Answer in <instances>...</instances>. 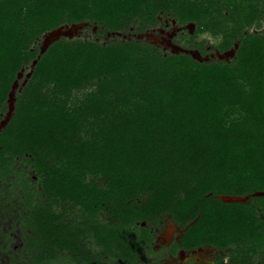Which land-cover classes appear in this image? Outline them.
<instances>
[{
    "label": "trees",
    "instance_id": "16d2710c",
    "mask_svg": "<svg viewBox=\"0 0 264 264\" xmlns=\"http://www.w3.org/2000/svg\"><path fill=\"white\" fill-rule=\"evenodd\" d=\"M164 15L195 22L186 48L206 53L194 40L208 33L220 52L238 41L235 54L200 61L135 39L61 37L17 90L0 130V195L22 196L36 261L69 251L84 264H145L150 224L170 215L188 225L172 254L214 246L228 249L217 264H264V29L247 32L262 26L264 0H0V120L45 32L84 21L99 34L144 31ZM56 203L81 220L64 221Z\"/></svg>",
    "mask_w": 264,
    "mask_h": 264
},
{
    "label": "rangeland",
    "instance_id": "374dc122",
    "mask_svg": "<svg viewBox=\"0 0 264 264\" xmlns=\"http://www.w3.org/2000/svg\"><path fill=\"white\" fill-rule=\"evenodd\" d=\"M71 26V24H69ZM187 24H181L179 21L171 15H164L159 17V23L156 27L150 28L144 31H138L132 26L127 31L111 32L105 31L99 34V27L93 22L86 21L82 23L72 38H83L98 41L100 43H108L115 40L135 39L144 42H150L158 45L165 51H171L170 45L167 41L162 40L156 42L154 37H166L173 43L184 46L189 41L187 33H192L195 28L190 29ZM196 26V25H195ZM264 29V21L259 28L252 27L247 32H261ZM218 37H214L208 33L201 34L194 42L205 40L206 53L202 54L203 61H217L222 60L219 57V50L216 48ZM43 35L37 40V44L41 45ZM239 42L237 41L233 47ZM198 49V48H193ZM233 56H228L224 60H230ZM32 69V65L24 66L22 68V74L18 77L19 85L17 90L27 79V75ZM81 95V93H77ZM22 165V164H21ZM32 173V171H30ZM89 178H92L91 176ZM6 193L0 195V264H84L79 258H75L73 253L69 251H63L56 254L54 259H46L44 261H36L31 258L25 249V231L29 230L30 226L27 223V210L24 207L22 196L15 191V188L7 187ZM250 196L245 199V202L250 200ZM54 209L63 213L62 219L66 222L77 223L81 220V214L78 208H71L69 204L56 203ZM260 215L264 218V211H259ZM104 213L101 212L100 219H103ZM148 223L142 222V225ZM152 231L155 235V239L152 242V249L154 253L147 252L141 255V259L145 264H217L216 259L222 253L228 252L227 250H219L214 246H203L194 250H189L177 254L171 253L169 246L173 240H178L182 229L171 218L170 215H166L159 220L158 223H151ZM94 248V246H92ZM227 261V257L224 259ZM148 262V263H147ZM120 263V262H119ZM121 264V263H120ZM248 264H262V258L260 255H255L250 259Z\"/></svg>",
    "mask_w": 264,
    "mask_h": 264
},
{
    "label": "water",
    "instance_id": "95a60500",
    "mask_svg": "<svg viewBox=\"0 0 264 264\" xmlns=\"http://www.w3.org/2000/svg\"><path fill=\"white\" fill-rule=\"evenodd\" d=\"M85 22L86 21L79 22V23H72L71 26L69 24H63V25H60L56 28H53V29L45 32L43 34V40H42V43L40 45V53L37 56V58L33 59L32 63H31L32 69L28 73L27 79L31 76L33 67L37 63L40 55L46 51V49L49 47V45L53 41H55L61 37L72 38L73 34L76 32V30L82 26V23H85ZM187 25H188L187 27H189L190 29L192 28V30H193V28H195L196 24H195V22H189V23H187ZM113 32L116 33L118 31H113ZM154 40L156 42L160 41V39L156 36L154 37ZM167 43L170 45L171 51L173 53H181V52L188 53V54H191L196 59L203 61V57L201 56V53L198 49L186 48L184 46L173 43L170 39H168ZM237 46H238V44L236 45V47H232L227 51L219 52V57L221 59H226L228 56H233L235 54V50H236ZM21 74H22V69L18 72L17 78L14 80L12 87H11V90L8 94V98H7L8 109H7L4 117L0 120V130L6 126V124L8 123V121L10 120V118L12 117V115L14 113L15 101H16V88L19 85L18 77H20ZM27 79L24 80L23 84L27 81ZM254 194L255 195H262V194H264V191H257ZM247 197H248V195L241 196V195H230V194H225V195L220 196V198L224 201H239V202H245V199ZM187 226L182 229V233L187 228ZM182 233H181V235H182ZM181 235H180V237H181ZM202 247L203 246H200L198 248H202ZM185 251L186 250L181 249V253H183Z\"/></svg>",
    "mask_w": 264,
    "mask_h": 264
},
{
    "label": "bare ground",
    "instance_id": "6f19581e",
    "mask_svg": "<svg viewBox=\"0 0 264 264\" xmlns=\"http://www.w3.org/2000/svg\"><path fill=\"white\" fill-rule=\"evenodd\" d=\"M156 37H157V36H156ZM158 38L160 39V41H162V40H164V39H165L166 41H168V39H169V38H166V37H158ZM165 40H164V41H165ZM160 41H159V42H160Z\"/></svg>",
    "mask_w": 264,
    "mask_h": 264
},
{
    "label": "flooded vegetation",
    "instance_id": "af4514ba",
    "mask_svg": "<svg viewBox=\"0 0 264 264\" xmlns=\"http://www.w3.org/2000/svg\"><path fill=\"white\" fill-rule=\"evenodd\" d=\"M180 238V237H179ZM179 240V239H178ZM179 251H181V250H179ZM187 251V250H186Z\"/></svg>",
    "mask_w": 264,
    "mask_h": 264
}]
</instances>
